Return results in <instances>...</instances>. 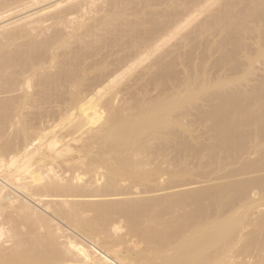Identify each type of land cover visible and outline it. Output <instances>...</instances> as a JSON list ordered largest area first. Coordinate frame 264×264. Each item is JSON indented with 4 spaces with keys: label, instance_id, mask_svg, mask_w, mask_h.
I'll use <instances>...</instances> for the list:
<instances>
[{
    "label": "bare ground",
    "instance_id": "bare-ground-1",
    "mask_svg": "<svg viewBox=\"0 0 264 264\" xmlns=\"http://www.w3.org/2000/svg\"><path fill=\"white\" fill-rule=\"evenodd\" d=\"M263 173L264 0H0V264H264Z\"/></svg>",
    "mask_w": 264,
    "mask_h": 264
},
{
    "label": "rangeland",
    "instance_id": "rangeland-1",
    "mask_svg": "<svg viewBox=\"0 0 264 264\" xmlns=\"http://www.w3.org/2000/svg\"><path fill=\"white\" fill-rule=\"evenodd\" d=\"M261 71H259L260 73ZM255 83V82H254ZM264 174V173H263ZM223 180H219L217 178H213L212 180H204L203 182L201 181V183L199 184H196V185H193V186H188V187H185V188H181V189H178V190H174V191H184V190H191L192 188L196 189V188H202V187H206V186H210V185H214V184H218L220 182H222Z\"/></svg>",
    "mask_w": 264,
    "mask_h": 264
}]
</instances>
